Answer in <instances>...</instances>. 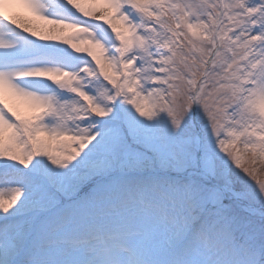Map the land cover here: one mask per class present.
<instances>
[{
	"label": "snow or ice",
	"instance_id": "obj_1",
	"mask_svg": "<svg viewBox=\"0 0 264 264\" xmlns=\"http://www.w3.org/2000/svg\"><path fill=\"white\" fill-rule=\"evenodd\" d=\"M260 165L264 0H0V264H264Z\"/></svg>",
	"mask_w": 264,
	"mask_h": 264
},
{
	"label": "bare ground",
	"instance_id": "obj_2",
	"mask_svg": "<svg viewBox=\"0 0 264 264\" xmlns=\"http://www.w3.org/2000/svg\"><path fill=\"white\" fill-rule=\"evenodd\" d=\"M16 11L19 12V15L21 17V19L25 22H27L29 24V26H40L42 25V21H39L37 19H35L34 17H32L28 12H26L23 9H17ZM18 31H22L21 29H17ZM24 35H29L28 33H22ZM32 39H35V37H29Z\"/></svg>",
	"mask_w": 264,
	"mask_h": 264
},
{
	"label": "rangeland",
	"instance_id": "obj_3",
	"mask_svg": "<svg viewBox=\"0 0 264 264\" xmlns=\"http://www.w3.org/2000/svg\"><path fill=\"white\" fill-rule=\"evenodd\" d=\"M86 6H87V4H86ZM85 19H87V18H85ZM38 42H42V41H38ZM69 50H71V49H69ZM258 174H259V178L264 180V165L259 166V173Z\"/></svg>",
	"mask_w": 264,
	"mask_h": 264
}]
</instances>
